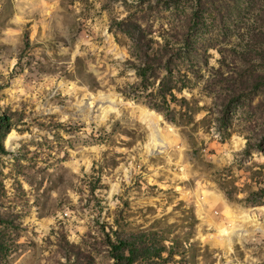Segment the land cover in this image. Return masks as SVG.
<instances>
[{
    "label": "rangeland",
    "instance_id": "rangeland-1",
    "mask_svg": "<svg viewBox=\"0 0 264 264\" xmlns=\"http://www.w3.org/2000/svg\"><path fill=\"white\" fill-rule=\"evenodd\" d=\"M263 188L264 0H0V264H264Z\"/></svg>",
    "mask_w": 264,
    "mask_h": 264
},
{
    "label": "trees",
    "instance_id": "trees-1",
    "mask_svg": "<svg viewBox=\"0 0 264 264\" xmlns=\"http://www.w3.org/2000/svg\"><path fill=\"white\" fill-rule=\"evenodd\" d=\"M251 147V143L246 140L245 148ZM264 191V188L261 189ZM256 193H261L259 190L258 192H250L249 199L254 201L256 199ZM109 245V254L113 259V264H130L131 263V256L134 254L136 248L140 247L146 249V244L143 239H133L131 235L126 234L124 237L116 236L114 241L108 240ZM163 246L158 245L157 249L153 250L155 256L160 255L161 251L163 250Z\"/></svg>",
    "mask_w": 264,
    "mask_h": 264
}]
</instances>
